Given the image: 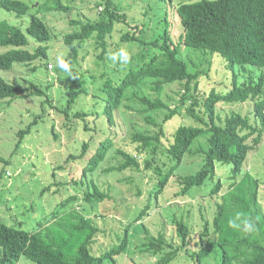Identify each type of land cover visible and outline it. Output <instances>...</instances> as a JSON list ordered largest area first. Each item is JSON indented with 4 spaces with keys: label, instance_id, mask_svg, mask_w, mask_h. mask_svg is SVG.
<instances>
[{
    "label": "trees",
    "instance_id": "obj_1",
    "mask_svg": "<svg viewBox=\"0 0 264 264\" xmlns=\"http://www.w3.org/2000/svg\"><path fill=\"white\" fill-rule=\"evenodd\" d=\"M41 1L36 6L37 1L29 4L26 0H0V10L15 18L11 22L0 21L1 72L13 71L18 65L30 67L31 71L41 69L42 65L46 69L50 61L49 43L53 36L43 17L50 13L69 16L72 9L64 6L61 0ZM160 1L169 2L179 20L182 33L175 32L173 36L179 42L178 45L172 41L167 31L158 40L144 42L143 29L138 24L130 26L125 10L114 0H103L102 4L95 6L96 11L98 7H103V12L99 13L97 19L85 18L83 21L82 16V20L69 21L73 30L64 35L62 42L67 50L63 58L69 66L63 71L69 76L70 82L66 86V103L63 109H56L55 113L62 116L63 122L69 125L68 121L73 122L74 119L84 122L88 109H91V115L97 118L103 116L107 124L113 125L115 113L124 105L144 118L147 129L130 134L131 143L136 145L134 154L117 150L116 158L109 156L113 141L106 138L99 143L89 160H85L88 142H83L82 153L77 157L69 155L65 164L73 166L69 176L75 175L76 164L83 166L80 180L77 182L76 178H71L75 186L84 184L85 179L92 181L82 197L89 204H99L108 199L107 192L100 190L88 175L95 173L102 163H110L111 160L117 159V162L103 173L108 175L112 172L131 171L132 177L128 181L131 188L136 187L137 196L142 192L133 177L153 174L155 179L150 183L155 186L148 192L158 206L159 196L171 182L172 199L177 197L184 200L189 197L196 201L195 210L191 212L193 217L174 222L178 243L168 241L161 215L151 210L156 204L152 206L148 202L136 213L131 224L124 227L123 234L114 245L99 256L93 255L90 246L98 229L90 218H86L75 208L69 213L63 211L70 201L78 199L67 197L47 211L35 227L29 229H24L25 221L13 219L11 207L6 208L10 220L0 221V264H17L21 258L33 264L114 262L129 246L132 225L139 223L149 237L148 243L142 245V248H147L146 253L157 257L155 264H170L182 251L186 252L194 264H202L215 247L221 251L220 264H264V209L258 200L261 182L245 170L249 153L261 146L264 137V0H180L176 7H172L174 0ZM117 25L128 27L129 32L122 35L121 42L135 45L137 53L131 57L129 70H124V78L119 73L118 64H115V68L109 70V74L114 73L113 80H107L105 72L101 73V82L97 83L98 79L92 72L80 71L79 59H85L86 56H82V53L86 51L89 42L93 41L96 49L101 52L97 59L101 62L109 60L108 53L118 50V45L114 46L111 42ZM183 48L196 54L216 56L215 58L227 64L229 71L232 70L228 90L220 94L211 91L207 97L199 100L198 73L191 72L188 62L181 58ZM150 50H158V53L147 58ZM243 75H246L245 79L241 80ZM148 79L153 81L156 92L169 85H179L178 105L170 110L160 100L151 101L145 97L140 92V86ZM30 97L45 99L41 102L42 111H45L44 107L47 105L52 107L47 92L40 86L27 82V86L19 87L0 77L1 103L10 105L17 99ZM249 102L252 103L251 116L230 112L222 118L219 114L220 104L241 106ZM125 103L137 104L139 108H132ZM199 108L202 113L197 112ZM163 109H167L168 113L163 122L158 123L153 115ZM181 109H184L185 117L191 124L180 125L171 136L172 140L164 144L166 135L163 125L175 116H180ZM34 117L27 130L18 132L19 140L15 151L29 134L31 127L43 118L42 112ZM85 127L84 132H96L95 128L89 130ZM202 138H206V147H195L196 142ZM187 156H201L203 166L192 175L176 174ZM7 163L0 156L3 168ZM64 169L61 166L57 168ZM5 174L10 177L9 172L3 169L0 178ZM52 175L55 176L54 173ZM209 181L213 184L209 194L204 195L199 188ZM65 185L68 188L67 182ZM51 188L52 184L46 186L42 193L50 192ZM195 194H198L196 198ZM201 198L210 201L213 198L219 199L214 203L215 210L211 219L205 215ZM237 211L261 217L258 233L246 236L229 228L228 221ZM198 215L204 224L202 231H197L195 249L190 250L187 244L195 230L188 227L186 222L194 223ZM155 216L160 218L159 225L155 224ZM146 222H149L148 226H145Z\"/></svg>",
    "mask_w": 264,
    "mask_h": 264
},
{
    "label": "rangeland",
    "instance_id": "obj_2",
    "mask_svg": "<svg viewBox=\"0 0 264 264\" xmlns=\"http://www.w3.org/2000/svg\"><path fill=\"white\" fill-rule=\"evenodd\" d=\"M26 1L29 4L36 3L37 1L36 6L42 2L41 0ZM61 1L64 6L72 9L69 16L63 13H50L45 17L41 16L47 23L53 36L49 43L50 61L46 69L42 65L41 69L31 71L30 67L18 65L13 71H0V77L13 85L24 87L27 86V82H32L40 86L47 92L52 104V107H48L47 105L44 107L45 111H42L41 102L45 100L43 97L17 99L10 105L0 102V156L8 161L4 168L0 164V172L5 169L10 174L9 178L6 177V174L0 178V221H5L2 219L10 220L6 208L9 209L11 207L12 213L10 214L14 220L25 221L26 225L23 226L24 229L33 228L45 216L47 211L54 208L65 198L77 197L78 199L70 201L63 211L69 213L75 208L86 218H90L93 225L98 229V233L90 246V252L93 255L99 256L105 249L114 245L116 240H119L123 234L124 227L131 224L139 210L148 202L152 206L156 204L154 197L149 195L148 192L154 189V183L150 182L155 178L151 173L133 177V181L139 183L138 185L142 192L140 196H137L136 187L131 188V184L128 181V178L132 177L131 171L122 173L112 172L105 175L103 171L113 166L117 162V159L111 160L110 163L104 162L99 165L95 173L88 175V178L92 177L94 183H97L100 190L107 192L109 195L108 199L99 204H89L82 200L84 193L92 181L85 179L82 185L75 186L73 184L71 177L76 178L78 182L83 166L76 164L74 166L75 175L69 176V171L72 173L73 166L66 165L65 162L69 155L73 154L72 156L77 157L82 153L83 142H88L85 154L86 161L93 156L99 147V143L106 138L113 141V147L109 151V156L116 158L115 152L117 150L134 154L136 145L131 143L130 134L136 131L144 132L147 126H145L144 118L139 116V113L128 110L124 105L115 113L113 125L107 124L103 116L97 118V116L91 115V109H88V113L86 111L88 116L84 122L74 119L73 122L68 121L70 126L63 122L62 116L55 113L56 109H63L66 103V92L68 91L66 86L70 82L67 73L57 64V57L63 58L67 52L62 42L63 37L73 30V27L68 23L70 20H82V16L83 21L86 20L85 18L94 20L98 18L100 12H103V7L101 6L97 8V11L95 9V6L103 2V0ZM114 2L125 10L130 26L138 24L143 29L142 40L144 42L158 40L167 31L172 41L178 45L179 42L173 36H175V32L179 34L181 31L182 33V28L169 2H162L160 0H114ZM179 2L180 0H174L172 7H176ZM14 19L8 12L0 10V21L6 20L11 22ZM27 19L28 17L26 16V22ZM14 23L18 24V22ZM115 29L116 32L113 34V38H111L112 44L114 46L118 45V49L121 47L127 48L131 52V57L135 56L137 53L135 45L121 42L122 35L129 32L128 27L117 25ZM85 50L82 53V56H86L85 59H81V57L79 59L80 71L92 72L98 79L97 83L101 82L99 77L101 73L105 72L107 73L106 79L113 80L114 73L112 75L109 74V70L115 68V63L107 59L104 62L99 61L97 56L101 52L100 49H96L93 41L89 42ZM189 51L183 48L181 58L188 62L191 72L198 73L197 96L199 100L207 97L211 91L219 94L227 91L231 86L232 77V70L230 69L229 71L227 64L215 58L216 56L213 57L209 54L201 55ZM157 53L158 50H150L147 52V58ZM36 65L39 66V63H36ZM130 65L129 63L127 65L118 64L117 67L119 73L123 75L122 78H124V70L128 71ZM247 68L253 69L252 67ZM245 76L243 75L240 79L244 80ZM91 89H94V87H91ZM140 90L149 100L158 99L168 106L170 110L174 109L180 101V87L177 84L166 86L156 92L154 91L153 81L148 79L141 84ZM126 104L132 108H139L137 104ZM218 110L222 118L230 112H239L243 116H251L252 103H245L241 106L220 104ZM41 112L43 118L39 119L38 123L31 127L29 134L24 137L21 145L15 151L19 140L18 132L20 130H27L29 125L32 124L34 116L40 115ZM180 112V116H175L163 125L166 135V138L163 140L164 144H168L172 140L171 136L180 125L191 124L190 120L185 117L184 109H181ZM197 112L202 113V110L199 108ZM167 113V109L159 110L154 113L153 117L156 122L162 123ZM84 126H86L85 128L88 127L87 129L89 130L95 128L96 132H84ZM154 130L149 129V131ZM198 145H201L203 148L206 147V138L197 141L195 147ZM59 166L65 169L57 170ZM202 166L203 160L201 156H187L176 174L192 175ZM245 170L261 182L258 189V200L264 209V137L261 146L249 153ZM53 173L55 176L52 175ZM81 181L83 182L84 179ZM66 182L68 188L65 185ZM50 184H52V190L43 194L42 190ZM212 184L213 182L211 181L207 182L204 187L199 188L200 192L208 195ZM171 185L170 182L165 188L164 193L159 196L157 202L160 207L156 204L154 207H151V210H155L157 214L161 215L160 218L165 225V236L168 241L170 243H178L174 222L181 219L187 220L189 216L190 218L193 217L194 215L191 212L195 210L196 201L189 197L184 198V200L177 197H173L172 199ZM197 196L198 194H195L194 198ZM149 197L150 199H148ZM211 200L200 199L205 209V215L209 219L212 218L215 204L219 199L213 198ZM190 205H193V207ZM150 213L153 214L152 211ZM155 218V224L159 225L160 218L156 216ZM146 223L145 226H148L149 222ZM186 223L188 227L195 230V233L193 232L190 236L189 244H187L188 249L194 250L195 242L198 241L197 231H202L204 223L200 215L196 217L194 223H189L188 221ZM129 238V246L125 253L116 257L114 262L108 261L104 264H155L157 262V257H153L151 253H146L147 248H142V245L148 243L149 237L140 226V223L132 225ZM220 260L221 251L218 247H215L210 256L203 260L202 264H220ZM17 264L33 263L25 258H21ZM170 264L194 263L186 252L182 251Z\"/></svg>",
    "mask_w": 264,
    "mask_h": 264
},
{
    "label": "clouds",
    "instance_id": "obj_3",
    "mask_svg": "<svg viewBox=\"0 0 264 264\" xmlns=\"http://www.w3.org/2000/svg\"><path fill=\"white\" fill-rule=\"evenodd\" d=\"M108 59L115 64L127 65L131 60V52L127 48L121 47L116 51H110L108 53ZM57 64L65 70L69 67L68 63L61 57H57ZM260 220L261 217L259 216L253 217L251 214L237 211L229 219L228 226L232 230L248 236L258 233V223Z\"/></svg>",
    "mask_w": 264,
    "mask_h": 264
},
{
    "label": "built area",
    "instance_id": "obj_4",
    "mask_svg": "<svg viewBox=\"0 0 264 264\" xmlns=\"http://www.w3.org/2000/svg\"><path fill=\"white\" fill-rule=\"evenodd\" d=\"M50 68H51V66H50Z\"/></svg>",
    "mask_w": 264,
    "mask_h": 264
}]
</instances>
